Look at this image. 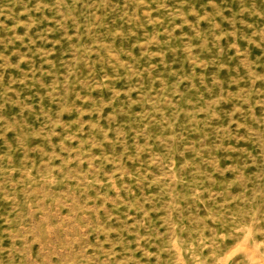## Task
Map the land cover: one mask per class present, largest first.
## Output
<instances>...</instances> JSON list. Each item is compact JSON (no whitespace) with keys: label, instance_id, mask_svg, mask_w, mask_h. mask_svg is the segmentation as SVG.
<instances>
[{"label":"rangeland","instance_id":"1","mask_svg":"<svg viewBox=\"0 0 264 264\" xmlns=\"http://www.w3.org/2000/svg\"><path fill=\"white\" fill-rule=\"evenodd\" d=\"M0 264H264V0H0Z\"/></svg>","mask_w":264,"mask_h":264}]
</instances>
